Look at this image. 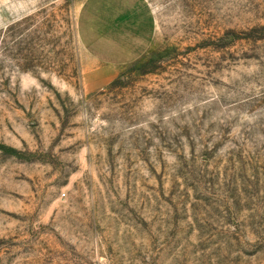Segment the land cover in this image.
Instances as JSON below:
<instances>
[{"label": "rangeland", "instance_id": "374dc122", "mask_svg": "<svg viewBox=\"0 0 264 264\" xmlns=\"http://www.w3.org/2000/svg\"><path fill=\"white\" fill-rule=\"evenodd\" d=\"M85 0H0V264H264V0H146L98 84Z\"/></svg>", "mask_w": 264, "mask_h": 264}, {"label": "crops", "instance_id": "0c3cea01", "mask_svg": "<svg viewBox=\"0 0 264 264\" xmlns=\"http://www.w3.org/2000/svg\"><path fill=\"white\" fill-rule=\"evenodd\" d=\"M79 43L104 74V85L124 66L139 59L155 38V18L146 0H85L77 15Z\"/></svg>", "mask_w": 264, "mask_h": 264}]
</instances>
